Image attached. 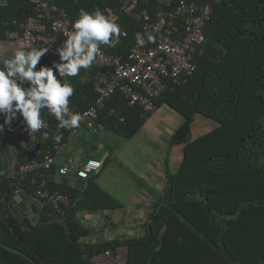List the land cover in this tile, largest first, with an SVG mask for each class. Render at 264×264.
<instances>
[{"label": "trees", "instance_id": "trees-1", "mask_svg": "<svg viewBox=\"0 0 264 264\" xmlns=\"http://www.w3.org/2000/svg\"><path fill=\"white\" fill-rule=\"evenodd\" d=\"M173 1L175 5L180 0ZM188 1L210 3L213 14L195 51L194 73L182 84L169 81L156 100L157 107L167 104L183 116L171 138L181 146L182 158L175 171L166 165L167 186L145 220L143 233L84 240L92 233L85 211L123 206L100 184L104 168L114 162L109 154L81 185L56 167L44 172L48 187L70 198L64 216L43 199L32 218L9 203L17 189L37 196L36 173L24 180L0 178V264H94L97 253L117 245L127 247V264H264V0ZM49 2L55 10L66 11L72 22L80 9L99 8L114 18L127 36L114 47L101 46L120 58L127 57L142 33L139 12L147 9L155 15L165 6L163 0H137L129 11L124 0ZM33 13L32 0H0V40L12 31L20 33V24ZM41 64L51 63L42 57L37 69ZM97 72L93 65L68 78L75 90L71 106L83 110L97 97ZM151 113L129 106L117 90L101 109L100 121L109 134L127 142ZM197 115L215 125L194 136ZM42 118L51 124V133L40 141L41 148L65 142L71 129L59 128L47 109ZM56 135L62 136L59 142Z\"/></svg>", "mask_w": 264, "mask_h": 264}, {"label": "built area", "instance_id": "built-area-1", "mask_svg": "<svg viewBox=\"0 0 264 264\" xmlns=\"http://www.w3.org/2000/svg\"><path fill=\"white\" fill-rule=\"evenodd\" d=\"M32 2L34 13L20 24L22 45L28 48H49L43 58L50 63L58 61L55 49L67 39L66 33L72 30V21L66 11L55 10L49 0ZM136 2L137 0H124L129 11ZM163 2L165 6L155 15L147 9L138 14L142 28L139 37L144 40L143 46L136 42L125 58L114 56L101 46L100 54L93 64L98 69L94 82L98 95L83 110L69 104L70 111L81 113L83 120L79 128L70 130L65 142L43 150L40 146L42 134L47 132L50 135L51 124L45 121L44 127L33 134L28 132L23 118L19 115L12 121L10 129L5 125L4 131L0 132V143L9 137H19L27 141L26 158L15 165L10 175L24 180L29 174L36 173V195L44 200V204H50L58 216L66 214L70 207V198L65 193L52 191L48 187V173L44 172L58 164L67 144L82 128L90 135L100 138L107 134L105 125L100 121V111L114 93L119 90L127 98L129 106H140L145 111L152 112L157 108L156 100L164 93L169 81L182 84L197 68L195 51L204 41L205 27L213 14L212 5L188 0H180L175 5L173 0ZM180 20L183 21L177 28ZM148 35L155 37L154 43L148 41ZM3 123L4 116L0 115V124ZM101 167L102 161L97 158H89L79 164L68 158L58 170L62 175L87 178ZM92 261L94 264H127V247L117 245L115 248L106 249L97 253Z\"/></svg>", "mask_w": 264, "mask_h": 264}, {"label": "crops", "instance_id": "crops-1", "mask_svg": "<svg viewBox=\"0 0 264 264\" xmlns=\"http://www.w3.org/2000/svg\"><path fill=\"white\" fill-rule=\"evenodd\" d=\"M18 47H23L20 33L12 31L8 38L0 40V55L13 54ZM163 106L167 107L164 109L160 119V114L157 113ZM151 117L156 118L159 126L155 127V129H150L146 133L141 132L144 124L137 134L141 133L140 141H146L147 139L148 146L152 145L155 153L150 155V157L137 160L135 170L129 165L128 161L122 162L115 159L116 154L114 155V153L116 151L120 153L126 143L120 142L121 137L108 132L103 138H100L90 135L85 128H82L62 152L60 160L55 166L56 168L65 163L68 158H72L78 164L89 158H97L102 161L109 154L114 159L112 164L104 168L100 177V184H102L101 180L104 179L108 184H106V187L103 184L102 186L119 198L123 202V206L116 209L85 211V220L88 225H91L92 233L84 240L95 242L112 238H123L128 235H141L143 233L145 220L152 210L157 197L163 193L167 186L164 175L166 165H169L175 171L182 158L181 146L173 144L171 138L173 132L182 123L183 116L167 104H162V106L152 111L149 118ZM200 118L204 117L197 115L196 121L200 124L208 122L207 120L213 122L207 118ZM171 146L173 147L172 150ZM27 148V141L19 137H9L0 143V178L19 180L12 177L10 172L16 164L24 161L28 152ZM131 162L136 164L135 160ZM115 168L119 169L116 173L114 171ZM121 168H124L125 171H120ZM113 172L115 174L112 179ZM70 176L74 179L73 183L81 185L82 178L75 175ZM107 177L110 180L106 179ZM42 202L38 196H33L24 190L17 189L9 203L17 208L18 211L27 213L32 218L38 215L35 205H39Z\"/></svg>", "mask_w": 264, "mask_h": 264}, {"label": "clouds", "instance_id": "clouds-1", "mask_svg": "<svg viewBox=\"0 0 264 264\" xmlns=\"http://www.w3.org/2000/svg\"><path fill=\"white\" fill-rule=\"evenodd\" d=\"M66 35L67 39L55 49L59 60L50 65L41 64L38 69L37 64L49 48L24 46L16 48L13 54L0 55V115L4 116L0 132L5 125L10 129L18 115L28 132H39L45 125L44 109L55 117L59 128L80 127L83 115L69 108L75 90L68 78L78 76L81 69H90L100 54L101 45L114 47L127 33L114 18L96 8L80 9L78 18L72 22V30ZM148 41L154 43L155 37L148 35ZM137 44H144L139 36ZM42 136L47 139L49 133L44 132ZM54 139L59 142L62 136L56 135Z\"/></svg>", "mask_w": 264, "mask_h": 264}, {"label": "rangeland", "instance_id": "rangeland-1", "mask_svg": "<svg viewBox=\"0 0 264 264\" xmlns=\"http://www.w3.org/2000/svg\"><path fill=\"white\" fill-rule=\"evenodd\" d=\"M162 106V105H161ZM167 106H163V108H160L158 111L157 114H160V119H161V116L162 114L164 113V109L166 108ZM159 116V115H158ZM200 119H204V118H200ZM208 122L206 123H202L200 124L198 121H196V123L194 124V128H193V135L194 136H198L202 133H204L205 131H208L209 129L213 128L215 123L214 122H209V120H207ZM157 126H159V123L157 124L156 122V118L155 117H151V118H148L146 120V123L144 125V127L142 128L141 132H146L147 131H150V129H155V127L157 128ZM141 134V133H140ZM140 134H137L134 139L126 142L125 139L123 138H120V142H122L123 144H125V147L123 148V150L120 152V153H114V155L116 154V160H119V161H128L129 162V165H131V167L135 170V166L137 165V160H139L140 158H145V157H150V155H153L155 152H154V147L152 145H149L147 144V139L146 141H140V138H141V135ZM172 146H171V150H172ZM135 160L136 161V164H133L131 161ZM125 166H127V164H125ZM122 169V170H121ZM120 171L124 172L125 169L124 168H121ZM115 173L119 171V169L117 170L116 168L114 169ZM121 172V173H122ZM114 172L112 173L113 176H112V179L114 177ZM108 180H110L108 177L106 178ZM101 183L103 184L104 187H106V183L104 181V179L101 180ZM108 186V185H107Z\"/></svg>", "mask_w": 264, "mask_h": 264}]
</instances>
